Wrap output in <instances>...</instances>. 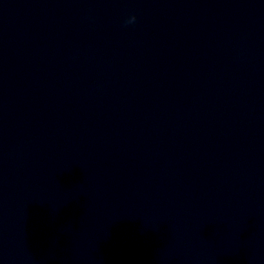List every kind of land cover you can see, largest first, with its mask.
I'll return each mask as SVG.
<instances>
[{
  "label": "water",
  "instance_id": "95a60500",
  "mask_svg": "<svg viewBox=\"0 0 264 264\" xmlns=\"http://www.w3.org/2000/svg\"><path fill=\"white\" fill-rule=\"evenodd\" d=\"M0 264H264V0H0Z\"/></svg>",
  "mask_w": 264,
  "mask_h": 264
},
{
  "label": "clouds",
  "instance_id": "9594fccd",
  "mask_svg": "<svg viewBox=\"0 0 264 264\" xmlns=\"http://www.w3.org/2000/svg\"><path fill=\"white\" fill-rule=\"evenodd\" d=\"M135 21V17H132L131 20L129 21V23H132Z\"/></svg>",
  "mask_w": 264,
  "mask_h": 264
}]
</instances>
